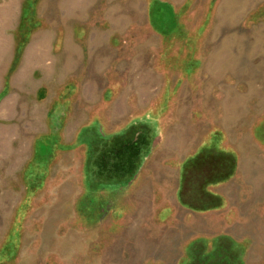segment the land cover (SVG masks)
Instances as JSON below:
<instances>
[{"label":"rangeland","instance_id":"374dc122","mask_svg":"<svg viewBox=\"0 0 264 264\" xmlns=\"http://www.w3.org/2000/svg\"><path fill=\"white\" fill-rule=\"evenodd\" d=\"M0 264H264V0H0Z\"/></svg>","mask_w":264,"mask_h":264}]
</instances>
